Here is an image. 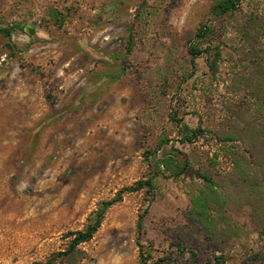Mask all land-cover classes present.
Instances as JSON below:
<instances>
[{
	"label": "rangeland",
	"instance_id": "obj_1",
	"mask_svg": "<svg viewBox=\"0 0 264 264\" xmlns=\"http://www.w3.org/2000/svg\"><path fill=\"white\" fill-rule=\"evenodd\" d=\"M216 1L0 0V264L63 251L150 176L75 264L264 255V0Z\"/></svg>",
	"mask_w": 264,
	"mask_h": 264
},
{
	"label": "trees",
	"instance_id": "obj_2",
	"mask_svg": "<svg viewBox=\"0 0 264 264\" xmlns=\"http://www.w3.org/2000/svg\"><path fill=\"white\" fill-rule=\"evenodd\" d=\"M236 3L235 0H218L214 3V5L211 8V12L214 16H219L223 13H225L226 11L233 9L235 7ZM212 29L207 27V26H203V28H201L197 34L196 37L198 39L201 38H205L208 34L212 33ZM130 46L128 47V50H130ZM193 54H197L198 53V49L196 48V46H192L191 47ZM188 127L186 125H184V129H187ZM196 131H191V134H195ZM167 166L170 165V160L167 159L166 161H164ZM188 164L187 161H184V164L182 165V169L186 170L188 169ZM143 187H147V188H152L153 187V183H152V177H148L147 179L144 180H138L135 183V186H127L124 187L123 189L119 190L116 195L109 199V200H105L102 201L99 205V207L94 210L90 216V219L88 221V223L86 224V226L83 229H78V230H74V231H70L68 233V235L70 236V240L69 243L66 247V249H64L63 251H59L57 252L55 255H53L52 257L48 258L45 261H33L30 264H55L58 258H67V259H73L75 258V261H73V263L78 262L79 259H81L82 257V251L79 249V244L91 239V237L93 236V234L98 230L100 224H101V220L103 218V215L105 213V211L107 210V208H109L111 205H113L116 202H119L122 198V193L124 191H133V190H138L140 188ZM142 218L143 215H139L138 219H137V228H138V235H140V230H141V224H142ZM138 246H139V261L140 264H148V258H147V253L144 250L142 244L138 241ZM177 248L180 252H184L185 249H183L180 245H177ZM189 254H190V261L188 264H225V257L223 255H217L214 256L204 262H198L197 261V255L196 252L192 249L188 250ZM164 260H166V262L170 261L171 259L168 258H164ZM74 263V264H75ZM243 264H246V262H244ZM249 264H264V255H260L258 253H255L251 259Z\"/></svg>",
	"mask_w": 264,
	"mask_h": 264
}]
</instances>
